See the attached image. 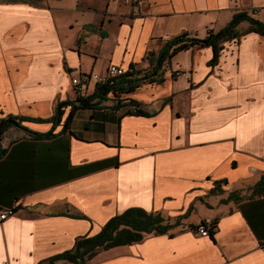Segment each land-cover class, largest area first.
<instances>
[{
    "label": "crops",
    "instance_id": "0c3cea01",
    "mask_svg": "<svg viewBox=\"0 0 264 264\" xmlns=\"http://www.w3.org/2000/svg\"><path fill=\"white\" fill-rule=\"evenodd\" d=\"M235 12L264 22V0H0V117H49L73 98L77 72L113 63L146 74L165 39L202 37ZM248 26L237 24L239 39L224 43L214 66L208 46L178 50L154 79L77 108L66 128L68 104L52 124L9 125L0 209H15L0 220V264H77L48 257L128 206L168 222L190 206L196 217L81 264H264V195L250 196L264 176V36ZM198 223L207 236L189 225Z\"/></svg>",
    "mask_w": 264,
    "mask_h": 264
},
{
    "label": "trees",
    "instance_id": "16d2710c",
    "mask_svg": "<svg viewBox=\"0 0 264 264\" xmlns=\"http://www.w3.org/2000/svg\"><path fill=\"white\" fill-rule=\"evenodd\" d=\"M242 21H247L249 26L247 31L264 36V22L253 18L246 12H235L231 19L222 28L216 31L208 29L204 36H191L187 32H180L174 36L165 39L157 53L152 69L146 74L136 75L135 72L123 73L108 78L106 81L95 84L92 91L87 95L76 96L71 99L59 100L55 103L53 111L49 117H28L16 114L7 113L0 117V138L3 131L9 125L22 126V119L35 121L48 120L52 123L58 121L61 115V106L69 105L68 113L66 114L62 128H66L77 108L88 107L94 105L106 97L107 93L118 95L119 93H128L136 87L142 77L154 79L152 74L157 72L161 63L170 57L178 50L191 46L203 47L208 46L212 52L210 59L207 60L209 66H214L217 63L218 55L223 49V45L229 41H236L240 37V33L236 31V26ZM137 114H144L145 111L137 109L133 111ZM33 135H49L51 129L44 132L31 131ZM1 151V149H0ZM217 182L216 185H219ZM216 191V188H211L209 193ZM264 195V176H261L255 185L252 187L250 196ZM231 193H228L227 198H230ZM190 206L182 214L176 215L172 222H168L158 211L146 210L140 206H128L120 212L109 216L100 226L99 230L93 234H81L74 238L72 245L69 248L56 252L48 257L50 262L58 258H64L74 263L81 264L92 257L98 250L106 249L115 245L125 244L140 240L144 235L154 232H164L170 227L177 224L181 216H186ZM178 219V220H177ZM213 224V223H212ZM194 226L195 224H189ZM35 264H40L39 262Z\"/></svg>",
    "mask_w": 264,
    "mask_h": 264
},
{
    "label": "built area",
    "instance_id": "2783aa9c",
    "mask_svg": "<svg viewBox=\"0 0 264 264\" xmlns=\"http://www.w3.org/2000/svg\"><path fill=\"white\" fill-rule=\"evenodd\" d=\"M135 72L133 65L120 66L117 64L110 63L102 71H82L77 72L76 74L70 76V86L73 92V97L82 96L84 94L87 84L90 82L93 84L102 83L112 76H116L123 73H132ZM128 108L130 110L140 109L138 103L129 104ZM15 204H10L3 206L0 209V220L11 215L14 212ZM198 234L200 236H207L209 234V225L206 223H198Z\"/></svg>",
    "mask_w": 264,
    "mask_h": 264
},
{
    "label": "rangeland",
    "instance_id": "374dc122",
    "mask_svg": "<svg viewBox=\"0 0 264 264\" xmlns=\"http://www.w3.org/2000/svg\"><path fill=\"white\" fill-rule=\"evenodd\" d=\"M190 210H191V209H190ZM190 210H189V211H190ZM198 210H199V209H198ZM188 213H189L190 216H193V217L195 216V214H194L192 211H190V212H188ZM195 217H196V216H195ZM177 228H178V227L176 226V227H174L172 230L177 229Z\"/></svg>",
    "mask_w": 264,
    "mask_h": 264
},
{
    "label": "bare ground",
    "instance_id": "6f19581e",
    "mask_svg": "<svg viewBox=\"0 0 264 264\" xmlns=\"http://www.w3.org/2000/svg\"><path fill=\"white\" fill-rule=\"evenodd\" d=\"M178 73L179 72L177 70L174 72L175 75L178 74ZM195 231L198 233V224L195 226Z\"/></svg>",
    "mask_w": 264,
    "mask_h": 264
}]
</instances>
